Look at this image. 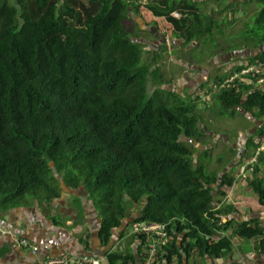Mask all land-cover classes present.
I'll return each mask as SVG.
<instances>
[{
  "label": "trees",
  "instance_id": "trees-1",
  "mask_svg": "<svg viewBox=\"0 0 264 264\" xmlns=\"http://www.w3.org/2000/svg\"><path fill=\"white\" fill-rule=\"evenodd\" d=\"M213 1L222 5L209 14L204 10L208 2L194 0H0V209L19 208L29 198L58 199L56 173L68 187H85L108 216L101 234L107 240L130 208L143 203L135 223H170V236L185 234L182 247L171 242L165 248L168 262L180 252L188 258L192 252L211 259L228 256L230 236L206 238L234 225H220L218 216L264 207V180L259 178L264 154L249 183L257 203L246 196L247 205L216 210V200L222 203L226 197L224 192L215 197L210 188L218 174L209 172L208 153L194 165L196 149L188 142L203 139L197 104H178L169 90L149 96L151 79L159 86L167 82L159 69L153 70L163 55L153 52L152 64L143 62V32L135 30L131 19L138 16L147 28L186 46L197 42L206 47L213 39L217 48L215 36L228 35L223 28L235 26L240 4ZM254 2L263 6L256 28L249 26L245 35L257 48L264 44V0L244 3ZM227 13L234 19L221 21ZM250 48L251 43L245 45ZM246 61L264 63V53ZM251 89L220 93L221 114L236 115L241 109L264 120V93ZM164 94L176 103L162 100ZM256 134L262 140L264 127ZM234 183L224 176L221 188ZM233 236L261 239L264 226L258 220L238 224ZM108 260L129 264L118 255Z\"/></svg>",
  "mask_w": 264,
  "mask_h": 264
},
{
  "label": "crops",
  "instance_id": "crops-1",
  "mask_svg": "<svg viewBox=\"0 0 264 264\" xmlns=\"http://www.w3.org/2000/svg\"><path fill=\"white\" fill-rule=\"evenodd\" d=\"M194 1L208 2L207 9L209 14L211 13L212 6L215 7V12L222 5L218 2L216 4L213 0ZM243 1L245 2L246 0ZM209 4L212 5L209 6ZM258 11L259 10H257L253 15V21L254 18H256ZM238 13H242L244 15L245 12L243 8H240ZM140 28L142 30L141 26ZM225 28L229 29V27L224 26L223 28V32L228 34ZM255 28L256 26H254L252 29ZM245 32L246 30L243 31V33ZM227 36L228 35L225 36L226 40H228ZM166 38L168 37L166 36ZM237 38L239 39L240 36H237ZM141 40L142 38L140 37V42ZM143 40L145 42H149V45L144 43L145 47H149L152 40L147 37ZM172 40H175V42L179 43L177 39ZM222 40V37L219 38V42L224 43ZM153 42L156 44L155 41ZM161 42L162 41H159L158 44H161ZM182 44L185 45L183 42ZM176 45L178 47V44ZM253 45L255 46L254 41L251 42L252 48L250 49L252 50H246L245 46H241V48H238L239 50L236 52H226L225 54L221 55H215L214 53V56L209 58L206 63L196 65L190 64L185 58H177L176 53L178 52L173 53L172 50H170V53L166 56L168 57L167 59H170L168 61H170V64L181 67V69H183L182 71L184 72L182 76L186 79V84L184 86H176L174 89L170 90V92L177 96L183 97L185 96L186 92L192 88V86L190 87L187 85V82L193 81L195 84L194 90L195 92L198 90L196 92L198 93L202 87L207 85L206 83L209 81V75L206 73H202L200 75L195 67L200 66L202 69H204V67L207 66L209 67V72L215 73L217 70L221 69L220 66H223L224 69L222 70L221 75L216 74L213 77V85L207 87L208 89L206 88L207 90L199 95V99L202 101V96L204 98L207 94H210V98L212 102H215V104L209 106L206 112L209 113L210 110H212L213 113L215 110V105L218 102L217 96L224 92L218 90V85L222 83L227 77H229L233 70L230 69V67H238L240 63H248V65H254L259 73L255 76H248L257 77L252 79V83H241V85L252 86L253 89H251L249 93H264V82H260V80L263 79L262 77H264L261 76V72L263 70L259 66L262 64L264 65V63L260 62L257 64H252L246 61V58L256 57L264 53V44L257 48H254ZM152 51L158 53L160 50L154 51L153 49ZM245 52V57L241 55L239 56V54ZM171 53L173 54L170 55ZM233 53L238 54L240 62L230 66L229 60ZM159 54H162V52H159ZM167 59L163 58L161 60L163 66L167 64V61H165ZM171 72L172 71L169 69L167 70V73L170 74L168 77L170 76V78L172 76ZM241 87L239 86L236 90H240ZM209 89L211 90L210 92ZM177 92L180 95H178ZM214 92H216L217 95L214 94ZM180 97L178 98L180 99ZM198 110L199 108H197V111ZM237 111V114L243 116L244 118L246 117L245 119L251 127L249 130H244L246 129L245 127L242 129V131L238 132L240 137L238 136L237 139H234L231 142L223 130H220L221 132H215L212 128V125H207L203 122V126L200 127V130L203 133L202 141H188L196 149L195 155H197L199 159L198 164L200 161H202V158L205 156V154L208 153L209 157L207 158L206 163L209 167V172H216L218 174L219 181L216 185H213L210 188L214 190L215 197L218 196L219 192H224L226 197L222 199V203H219L218 200H216V210H220L221 207L228 205H233L235 208H238L242 205H247L248 199L244 190L241 191L242 195L234 199L238 179L247 181V191L254 197V193L249 188V183L254 177L255 168L257 165H259V160L255 163H252V159L255 158L257 151L261 149L264 144V138L260 140L256 134L258 130L264 127V120H256L250 113H246L241 109H238ZM224 116L225 115L221 114V117ZM241 132L242 134H240ZM243 133H248V137L246 134V138H244ZM220 143L222 146L229 145L231 148V153L226 154L227 151L224 150L218 154V150L220 149H218V145ZM253 144L256 145L255 151L253 149ZM246 158L249 160L246 161ZM215 162L220 163V173L215 170H210V166H212ZM236 168H238V173L235 174V177L233 175V169ZM260 171L259 178L264 180V167H262ZM227 175L233 177L235 179V183L232 187L223 186V188H221L224 176ZM55 178L60 185L59 188H56L60 196L53 202L47 203L44 201L40 202L38 200H34L27 201V203L23 206L8 211L0 209V264H40L49 259H80L85 256H90L96 261H99L101 264H110L108 258L111 255H118L124 260L128 259L129 264H264V237L257 240L255 239L247 241L233 236V231L236 229L238 224L249 223L252 220H258L264 226V207L260 205L257 207H251L255 213H252L250 211L252 209L249 207V211H245V213L241 211V213L238 214L234 213L230 215L218 216V218L221 220L220 225H225L228 223H234V225L229 230V232H223L218 234V236H214L212 238L207 237L206 239L218 241L222 237L230 236L233 243V251L228 256L222 257L220 259H211L208 256L201 257L195 252H192L188 258L183 252H180V255L174 254L172 256L171 262H168L166 254L163 253L165 252V248H168L171 242H176L178 247H182L185 240V234L178 235L174 233V236H170L169 231V241L167 245L163 249L157 248L158 253L156 257L150 261L151 249L149 246L153 243V239L146 236H138L134 234L132 230L133 226L137 224L135 222L140 217L141 210L145 204L143 205L142 203L140 206L134 205V213L132 209H130V215L120 221V226L112 230L111 237L107 240L102 237L101 234L104 227V220L108 216L102 213L99 205L95 203L89 196L90 193L87 191V189L85 187H78L76 189L68 187L65 184L62 175H57L55 173ZM246 208L248 207L246 206ZM143 237H145V241L142 239ZM24 240H26L30 246L36 249L35 253L32 248L28 249L20 246L19 243ZM160 252L162 260L161 258L160 260H157V256Z\"/></svg>",
  "mask_w": 264,
  "mask_h": 264
},
{
  "label": "rangeland",
  "instance_id": "rangeland-1",
  "mask_svg": "<svg viewBox=\"0 0 264 264\" xmlns=\"http://www.w3.org/2000/svg\"><path fill=\"white\" fill-rule=\"evenodd\" d=\"M231 2L232 3H239L240 4L239 9L243 8L245 13H244V15L242 13L241 14L238 13L237 16H235V19H237V23L235 24L234 27L230 26L229 29L225 28L226 32H228L227 37L228 38L230 37V41L226 40V38L223 37L222 41L224 43L219 42L220 47H217V48H216V43H215V41H213V39L210 41V43L206 47L203 43H197V42H194V43L186 46V45H183L180 40H177V41H179L180 45L178 42H175V40H172L173 38L172 39L170 38L171 39L170 40L169 39L170 36L167 35V37H168L167 38V45H166V47H164V46L161 47V49L159 51V52H162V54L164 55V57H162V59L163 58L167 59L168 57H166V56L170 53V50H172L173 53L178 52V53H176L177 58H185L188 60V62L190 64L196 65V64L206 63L209 58L214 56V53H215V55H221V54H225L226 52H231V51H228V48H229V50H232L234 52V51H238L237 49L240 48L241 46H245V45L249 46L251 41H250V43L248 42V39L246 38V35H245V33H243V31H245L246 29H249V26L253 27L255 25V22H254L255 18L253 21L252 17L254 15V13L257 10H259V7L262 8L263 4L258 3V2H254L250 5L244 6L245 3L243 0H240V1L232 0ZM210 5H212V4H209V6ZM205 7H207V5L204 6V10H206ZM216 9H217V6H216ZM214 10H215V7L212 6L211 7V13H213ZM226 16H228L230 18V20L234 19L233 18L234 16L232 15V13H227L226 15H223L221 17V21H223ZM131 19L133 20L132 26L135 28L136 31H138L137 28H139L140 26L142 27L143 33L139 35L142 38L141 42L149 45V42H145L143 39L146 38L149 29L153 32H157L154 29L155 27L154 28H147L138 16L132 15ZM247 25H248V27H247ZM126 26L129 30L133 29L131 27V23L126 24ZM234 34L240 35V38L239 39L236 37L233 38L232 36H235ZM215 37L217 40L219 38H221V36H219V34H217ZM149 38H154V37H152L150 35ZM176 44H178V47ZM200 46H202V48L198 49ZM145 48H144L145 54L143 57V62L145 64L149 65V64H152V57L154 55V54H152L153 53V51H152L153 47L149 46V47H145ZM185 50H187V51H185ZM165 51H166V53H165ZM188 51H190V52H188ZM173 53H171L170 55H172ZM240 55L245 57L246 52L239 54V56ZM246 59H249V58H246ZM168 60H170V59L165 60V61H167V64H165L162 67L159 66V63L161 61L157 64V67H156V65H154V67H153V70H157V69L160 70L162 77L167 82H166V84L159 86L158 84L157 85L154 84L152 79H151L150 83H149V96L150 97L154 96L158 90L164 91V93H165L166 90L170 91V90L174 89V87H176V86H179V85L184 86L186 84L185 83L186 79L182 76L184 74V72L182 71L183 69H181V67H179V66H175L173 64H170V61H168ZM229 62H230V66L240 62V58H238V54L235 53L233 56H230ZM220 67H221V69L217 70L215 73L209 72V67H207V66L204 67V69H202L200 66L195 67L198 70V73L200 75L202 73L208 74L209 75V81H207V83H206L207 85L202 87L200 89L201 91L199 90L198 93H196L198 90L196 92L194 90V85H195L194 82L193 81L187 82L188 83L187 85H189L190 87L192 86V88H190L191 91L190 90L187 91L185 96H183V97L178 96V97H180L178 104L181 103V104L190 105V104H193V102L196 103L198 105L197 108H199V110H198V112L200 113L199 115H201L203 122L206 123L207 125H212V128L215 132H218V131L221 132L220 130H223L224 133L228 136V138L232 142L234 139H237L238 136L240 137L238 132L242 131V129H244L246 127V129H244V130H249L251 128L250 125L247 123V120L245 119L246 117L244 118L243 116H241L239 114L227 115V116L221 117V112H222L221 108L222 107H221L220 103H218V102L215 105V110L213 111V113H212V110H210V112L207 113L206 111L208 110L209 106H211L212 104H215V102H212V100L210 98V94H207L204 98L202 96L201 97L202 101H200V99H199V95L204 93L208 89L207 87H210L211 85H213V79H214L213 77L216 74L221 75V72L224 69V67L223 66H220ZM233 68H234L233 66L230 67V69H233ZM166 69H169L170 71H172L171 72V74H172L171 78H170V76L168 77V74L166 73ZM185 71H186V69H185ZM210 91L211 90L209 89V92ZM177 94L180 95L178 92H177ZM214 94L217 95L216 92H214ZM166 99L169 100L168 102L176 103V101L173 97H170V96L167 97L166 94H164L162 97V100H166ZM248 125H249V127L247 128ZM248 133H249V131H248ZM248 133H243L244 138H246L245 137L246 134L248 137ZM240 134H242V132ZM218 149H219L218 154L223 152L224 150L227 151L226 154L231 153V148L229 145H223L222 146V144L220 143L218 145ZM194 158H195L194 165L196 166L198 164L199 159H198L197 155H195ZM245 160L248 161L249 159L246 158ZM210 170L211 171L215 170L218 173H220V171H221L220 163L215 162L212 166H210ZM233 171H234L233 175L236 177L235 174L238 173V168L233 169ZM224 189H226V188H224ZM242 190H244L246 196L250 195L247 191V181H243L241 179H238V183H237V187H236V194H234V199L239 197L240 195H242V193H241ZM249 197L253 198V195H250ZM254 197H255V200H254L255 203H257V198H256L255 194H254ZM34 200L35 199H32V198L28 199V201H34ZM130 209H132V211L134 213L135 208L134 209L130 208ZM241 210L243 211V213H245V211H249L246 208H243ZM250 211L252 213H255L252 210H250Z\"/></svg>",
  "mask_w": 264,
  "mask_h": 264
},
{
  "label": "built area",
  "instance_id": "built-area-1",
  "mask_svg": "<svg viewBox=\"0 0 264 264\" xmlns=\"http://www.w3.org/2000/svg\"><path fill=\"white\" fill-rule=\"evenodd\" d=\"M263 70L261 72V76H264V65H259ZM259 71L254 67V65H248V63H240L239 67L233 69L230 73L229 77H227L222 83L218 85L219 91H226L230 89H238V87L243 86L241 83H252V79L257 77H248L255 76ZM260 80L261 83L264 82V77ZM264 154V144L259 149L255 155V158L252 159V163L257 162L260 157ZM133 233L138 236H146L153 239V243L150 247V261H152L157 253L158 249H163L168 241H169V225L168 224H146V223H138L135 224L132 228ZM21 247L33 249L34 253L36 249L28 244L26 240L19 243ZM158 248V249H157ZM40 264H101L99 261H96L94 258L90 256H85L80 259H49Z\"/></svg>",
  "mask_w": 264,
  "mask_h": 264
},
{
  "label": "flooded vegetation",
  "instance_id": "flooded-vegetation-1",
  "mask_svg": "<svg viewBox=\"0 0 264 264\" xmlns=\"http://www.w3.org/2000/svg\"><path fill=\"white\" fill-rule=\"evenodd\" d=\"M151 36L155 38V39L154 38H150L152 40L150 42V46L153 47L154 51H159L162 46L166 47V45H167V38H166V35L165 34H163L161 32H151ZM153 41H155L156 44H154ZM159 41H162L161 44H158ZM159 66L160 67L163 66L162 61L159 63ZM196 67H198V66H196ZM167 70L168 69H166V73H167ZM168 75H170V74H168Z\"/></svg>",
  "mask_w": 264,
  "mask_h": 264
},
{
  "label": "clouds",
  "instance_id": "clouds-1",
  "mask_svg": "<svg viewBox=\"0 0 264 264\" xmlns=\"http://www.w3.org/2000/svg\"><path fill=\"white\" fill-rule=\"evenodd\" d=\"M148 31H151V30H148ZM157 32H159V31H157ZM238 67H239V66H238ZM238 67L234 66V68H233V69H236V68H238Z\"/></svg>",
  "mask_w": 264,
  "mask_h": 264
},
{
  "label": "water",
  "instance_id": "water-1",
  "mask_svg": "<svg viewBox=\"0 0 264 264\" xmlns=\"http://www.w3.org/2000/svg\"><path fill=\"white\" fill-rule=\"evenodd\" d=\"M235 53H233L231 56H233Z\"/></svg>",
  "mask_w": 264,
  "mask_h": 264
}]
</instances>
